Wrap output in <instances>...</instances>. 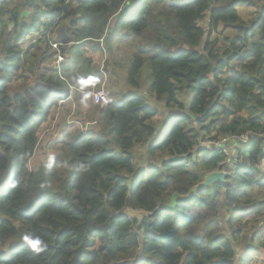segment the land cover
<instances>
[{
	"label": "trees",
	"instance_id": "1",
	"mask_svg": "<svg viewBox=\"0 0 264 264\" xmlns=\"http://www.w3.org/2000/svg\"><path fill=\"white\" fill-rule=\"evenodd\" d=\"M256 6L249 19L239 12ZM58 19L64 29L54 39ZM220 26L232 31L222 42L212 37ZM102 38L107 77L122 74L128 89L109 87L104 106L76 91L83 115L62 123L55 110L70 86L81 88L73 79L85 90L103 79L78 48L101 49ZM51 40L67 44L59 66ZM149 96L175 111L160 126ZM56 118L57 133L41 144ZM213 132L248 133L243 161L225 183L188 197L226 159L200 146ZM141 146L150 160L163 158L147 172L136 168ZM176 194L187 197L171 201ZM128 208L148 214L139 220ZM261 221V0H0V264H244Z\"/></svg>",
	"mask_w": 264,
	"mask_h": 264
},
{
	"label": "rangeland",
	"instance_id": "2",
	"mask_svg": "<svg viewBox=\"0 0 264 264\" xmlns=\"http://www.w3.org/2000/svg\"><path fill=\"white\" fill-rule=\"evenodd\" d=\"M262 1V0H261ZM263 4H264V0H263ZM256 12H257V10L254 12V14L253 15H251L250 17H248V16H243L244 17V19H246V18H251L252 16H254L255 14H256ZM201 24L202 25H207L208 24V21H207V16L205 17V18H203L201 21ZM66 24V23H65ZM60 29L61 30H63L64 29V23L62 24V22L60 23V25L58 26V27H54V28H52V33H50L51 34V37L52 38H54L55 36H57V34H58V31H60ZM215 36H217L220 40V42H222L223 40H224V38L226 37V36H232V31L231 30H224L221 26H220V30L219 31H217V32H214V34H213V38L215 37ZM28 37H30V39L31 38H34V37H32L31 35L30 36H28ZM56 38V37H55ZM54 38V39H55ZM27 40V39H26ZM33 41H34V39H33ZM91 44L92 43H90V44H86V43H84V44H82V45H80V47H78L79 48V50H82L83 51V56L84 57H86V58H91L92 59V61L93 60H95V62L96 61H100L101 59H102V56H94L93 58L91 57V55H90V51L91 52H98L99 51V49H94V48H92V46H91ZM26 46V45H25ZM67 46V45H66ZM126 47V46H125ZM75 52H77V50H75V49H73L72 50V52H71V54L73 53L74 55H76V53ZM108 53V52H107ZM65 55V54H64ZM93 56V55H92ZM72 59H73V61H75L76 60V58L73 56L72 57ZM55 60V59H54ZM108 61L110 62V58H109V54H108ZM107 61V62H108ZM81 62L83 63V61L81 60ZM108 62V63H109ZM107 63V64H108ZM56 64L59 66L60 64H58L57 62H56ZM84 65V64H83ZM65 73V70L63 69V71H62V73ZM66 73H67V71H66ZM111 76L109 75V73H108V82H107V85H106V88H107V91L109 92V87H115V88H117V89H125V90H127L128 88L124 85V76L121 74L120 75V77L119 78H115V77H113L111 80ZM80 81L78 80V78L77 79H73V82L72 83H74V84H77V85H79L78 87H81L80 89L79 88H75L74 86H70L71 87V91H72V93H71V96L69 97V98H67L66 100H64L63 102H62V108H60L59 110H55V115L57 116V118L59 119V120H62L61 122L63 123L64 121H66V120H68V119H70V117L72 116V114L75 116V115H83V112H84V107L86 106V104H87V101H86V99H85V102H84V104H83V107H82V105L79 103H77L75 100H74V97L76 96V91H79V92H81V93H83L84 94V92L82 91V90H85V88H87L88 86L86 85V83H84V82H81V83H79ZM79 83V84H78ZM73 84V85H74ZM142 92H146L145 91V87H143V89H142ZM149 95V94H148ZM149 99H150V96L148 97ZM89 100V99H88ZM152 102H155V104L158 106V108H159V110H160V114L158 115V116H155L154 117V121L156 122V125L157 126H160L161 125V123H162V121L164 120V118L165 117H167V115H170L171 114V112H175L174 110H172V109H168V108H166L165 106H164V103H158V102H156V101H154L152 98L150 99ZM93 105H97V104H94L93 103ZM89 106H90V103H89ZM246 113V112H245ZM92 113H90V115H89V117H88V119H86V120H91V118H92ZM57 118L54 120V122L51 124V125H49V126H45L44 128H43V130H42V132H41V136H40V138H41V144H44L45 142H47L46 140H47V138L49 137V135H50V133H52L53 131L55 132V133H57V131H58V125H59V123L57 124L55 121L57 120ZM52 122V121H51ZM78 126H81V127H83V130L84 129H86L87 128V126H90V123H87V124H85L84 122H81L80 124H78ZM165 129V128H164ZM162 130V129H161ZM160 130V131H161ZM163 131V130H162ZM162 132H159L157 135H155L154 137H153V139H152V142H154V144H156V143H158L162 138H163V135H159V134H161ZM245 134V133H244ZM244 134H242L241 136H239L238 138H240V139H243V135ZM159 135V136H158ZM214 135H216V133L215 132H213L212 134H210V136H208V137H205V138H203L202 140H201V143H203V142H207V141H214V140H221V139H223L224 137H226V138H228V142H230V147L231 148H233V147H235V143L237 142L236 141V139H237V137H231V136H221V135H217L216 137L214 136ZM224 140V139H223ZM38 153H39V155H38V161H42L45 157H44V149H42L41 147H39V149H38ZM136 158H138V160L136 161V168H137V170L138 171H140V169H143V168H146V167H149L150 165H152L151 163H155V164H159L161 161H162V159L161 158H159V157H153V158H151V160L148 158V156H147V150H146V147H144V146H141V147H139V148H137V152H136ZM142 163V164H141ZM141 165H143V166H141ZM146 172H147V168H146V170H145ZM141 172V171H140ZM140 172H138V175L140 174ZM136 173V172H135ZM13 174V172H12V170H9L7 173H6V175L4 176V178L5 179H7L8 177H10L11 175ZM137 174V173H136ZM133 176H134V174H133ZM174 198H175V195L172 197V199H171V201H173L174 200ZM134 211H137V212H142L141 213V216H137L136 218H138L139 220H141L144 216H145V211H142V210H134V209H131V208H128V209H126L125 210V214H127V213H129V214H132V215H135V214H137V212H134ZM129 214H127L128 216H131V215H129ZM131 217H134V216H131ZM257 237H256V239H255V241H253L252 242V245H251V247L249 248L250 250H254V248L255 247H258L259 245H260V247H262V242H263V237L261 236V238H260V234H257L256 235Z\"/></svg>",
	"mask_w": 264,
	"mask_h": 264
},
{
	"label": "built area",
	"instance_id": "3",
	"mask_svg": "<svg viewBox=\"0 0 264 264\" xmlns=\"http://www.w3.org/2000/svg\"><path fill=\"white\" fill-rule=\"evenodd\" d=\"M61 22H62V20L59 21V19H58L55 26L58 27ZM99 40L101 41V49H99L98 52H91L90 51V55L92 58L94 56H102V59L100 61L95 62V60H93V62H94V64H96L100 67V70L103 73V79L90 81V85H91L90 89L82 90V91L84 93H89L91 95L92 102L94 104L104 106V105L109 104L112 101V98H111L110 93L107 91V88H106L108 77H107L106 72L104 71V65H105L106 60L108 59V53H107L106 48L103 45V38L99 39ZM85 43L90 44V42H85ZM50 44H51L52 49L55 53L54 57L56 58L57 63L61 64L65 60V55L63 54L61 47L66 46L67 44L56 41V40H51ZM249 137H250L249 134L245 133L243 135L242 140H248ZM223 139L214 140V141H207V142H203V143H201V141H200V146L201 147H209L211 149H213V148L220 149L223 153H225L226 159L224 162L220 163V167H222V168L218 169V170H223L227 174H229V176H230L231 173H233L241 165L243 158L240 155V148L236 143H235L236 144L235 147L231 148L230 142H228V138L224 137Z\"/></svg>",
	"mask_w": 264,
	"mask_h": 264
},
{
	"label": "crops",
	"instance_id": "4",
	"mask_svg": "<svg viewBox=\"0 0 264 264\" xmlns=\"http://www.w3.org/2000/svg\"><path fill=\"white\" fill-rule=\"evenodd\" d=\"M262 4H263V0L261 1V5ZM257 6L256 7H240L239 12L241 13L242 16L250 17L257 10ZM142 211H145V210H142ZM146 214L147 213H145V215ZM261 224H264V222L261 221ZM253 232L254 230L252 231V233ZM260 236L263 237L262 247H260L259 245L258 247H255L254 250H250L249 248L251 247V245L249 244L243 248V251L247 256L244 264H264V231Z\"/></svg>",
	"mask_w": 264,
	"mask_h": 264
},
{
	"label": "water",
	"instance_id": "5",
	"mask_svg": "<svg viewBox=\"0 0 264 264\" xmlns=\"http://www.w3.org/2000/svg\"><path fill=\"white\" fill-rule=\"evenodd\" d=\"M30 14L29 10H25L21 13L22 17H27ZM236 141H240L241 143H246L245 140H242L240 138L237 137ZM229 174H227L225 171L223 170H214L210 173H208L204 180L197 184L192 190L191 193L188 197L192 196L196 191L201 190V189H205L208 188L212 185H214L215 183L219 182V183H225L227 181ZM187 196H180L178 194L175 195L174 201H176L178 198H185Z\"/></svg>",
	"mask_w": 264,
	"mask_h": 264
},
{
	"label": "clouds",
	"instance_id": "6",
	"mask_svg": "<svg viewBox=\"0 0 264 264\" xmlns=\"http://www.w3.org/2000/svg\"><path fill=\"white\" fill-rule=\"evenodd\" d=\"M93 64H94V62H93ZM245 141H247V140H245ZM236 144H237L238 146L242 145V143H241L240 141H237ZM124 213H125V211H124ZM146 213H147V212H146ZM147 214H148V213H147ZM147 214H146V215H147ZM126 215H127V214H126Z\"/></svg>",
	"mask_w": 264,
	"mask_h": 264
}]
</instances>
